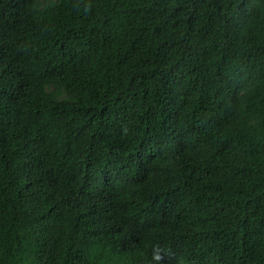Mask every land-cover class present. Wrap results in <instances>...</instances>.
Segmentation results:
<instances>
[{
    "label": "trees",
    "instance_id": "1",
    "mask_svg": "<svg viewBox=\"0 0 264 264\" xmlns=\"http://www.w3.org/2000/svg\"><path fill=\"white\" fill-rule=\"evenodd\" d=\"M0 264H264V0H0Z\"/></svg>",
    "mask_w": 264,
    "mask_h": 264
}]
</instances>
